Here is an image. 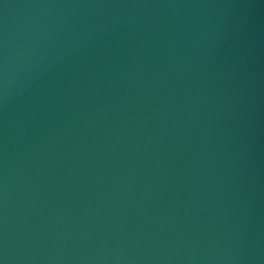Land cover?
I'll use <instances>...</instances> for the list:
<instances>
[{
  "label": "water",
  "instance_id": "water-1",
  "mask_svg": "<svg viewBox=\"0 0 264 264\" xmlns=\"http://www.w3.org/2000/svg\"><path fill=\"white\" fill-rule=\"evenodd\" d=\"M0 264H264V0H0Z\"/></svg>",
  "mask_w": 264,
  "mask_h": 264
}]
</instances>
